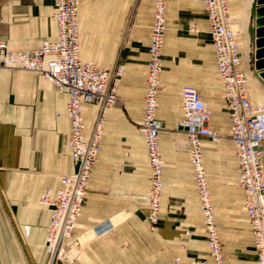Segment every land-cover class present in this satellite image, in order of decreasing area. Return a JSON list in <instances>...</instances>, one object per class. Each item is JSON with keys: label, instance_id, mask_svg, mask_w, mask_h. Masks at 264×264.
<instances>
[{"label": "crops", "instance_id": "obj_1", "mask_svg": "<svg viewBox=\"0 0 264 264\" xmlns=\"http://www.w3.org/2000/svg\"><path fill=\"white\" fill-rule=\"evenodd\" d=\"M228 1L231 14L240 19L244 30L241 54L242 66L251 76L249 98L253 87L264 98V80L255 68L254 56L256 9L264 4H257V0ZM153 3L80 0L81 59L107 69L122 61L125 70L117 92L125 103L138 93L143 105ZM53 12L54 0H0V41L12 50L39 47L44 39L57 34ZM169 16L172 24L182 21L197 25L207 68L200 70L196 79H163L160 112L173 129L182 117L181 90L185 85L198 87L212 111H217L216 105L225 110V137L217 142L205 139L203 153L223 245V264H257L203 1L169 0ZM66 102L67 94L38 73L0 66V202L9 224L6 234H0L1 264H44L50 209L39 203L40 195L46 188L56 189L61 175L76 168L66 144L70 130ZM82 109L88 134L97 106L86 103ZM129 115L127 107H111L108 112L101 151L74 233L77 256L70 264H211L199 197L188 178L184 180L185 172L192 174L189 157L186 162L179 158V148L186 143L180 146L175 135L162 137V208L156 228L151 229L147 218V150ZM262 150L264 163V143ZM106 220L112 228L95 233L96 225Z\"/></svg>", "mask_w": 264, "mask_h": 264}, {"label": "built area", "instance_id": "obj_2", "mask_svg": "<svg viewBox=\"0 0 264 264\" xmlns=\"http://www.w3.org/2000/svg\"><path fill=\"white\" fill-rule=\"evenodd\" d=\"M209 22L216 70L230 121L229 136L237 159V181L243 189V205L251 226L257 264H264V105L255 106L249 98V75L242 66V54L228 0H202ZM165 0H156L149 35L146 87L140 132L150 168L147 218L153 229L159 220L164 187V162L159 136L164 128L158 116V97L163 71ZM80 0H54L53 19L57 34L44 39L39 47L12 50L0 41V66L34 71L67 94L65 115L70 121L67 148L76 164L74 171L60 178L56 189L42 191L40 201L49 207L45 250L48 264L64 257L63 244L69 239L82 213L92 171L99 156L106 111L119 102L114 71L94 61H83L79 44ZM182 117L175 128L186 134L211 264H223V245L218 232L215 206L203 161L204 140L216 137L209 127L211 111L200 90L186 85L181 90ZM98 107L96 122L86 133L83 105ZM109 221L100 222L95 233L109 231Z\"/></svg>", "mask_w": 264, "mask_h": 264}, {"label": "rangeland", "instance_id": "obj_3", "mask_svg": "<svg viewBox=\"0 0 264 264\" xmlns=\"http://www.w3.org/2000/svg\"><path fill=\"white\" fill-rule=\"evenodd\" d=\"M155 4H156V0H154L153 6H152L151 20H150L149 32H148L147 38H149L151 28L153 25ZM232 16L234 18V28L236 27L235 30L237 32V39H238L239 47L241 51L243 49V43H244L243 34H242L244 30L241 29V21L240 19L237 18L235 13H233ZM164 17H165V34H164L163 55H162L163 71L161 74L160 89L162 88V85H163V79H166V78L167 79H196L200 73V70L204 71L207 68L206 52L203 46L204 44L202 41L201 32L199 31L197 25L195 23L193 24L183 23L182 21L179 23L172 24L170 20V16H169V0H165ZM143 30H146V29H143ZM190 30H192L193 32H190ZM148 42H149V39H148ZM147 48H148V45H147ZM95 63L98 64L97 62ZM111 69L114 71L113 79L116 80L117 83H119V80H121L122 75L125 70L124 63L121 61L117 63L115 67ZM146 69H147V64H146ZM145 76H146V70H145ZM249 79H251V76L249 77ZM189 86L195 87L196 89L200 90L198 87L194 85H189ZM248 87H249V84H248ZM253 89H254L253 93L252 92L250 93L251 100L254 103H257L258 105H262L264 103V98H262L261 94H259L256 87H253ZM117 90H118V85H117ZM138 90L139 89H137L136 92H138ZM135 95L137 96H135L129 103L123 102L118 95L119 102L115 106H112V107H123V108L127 107L130 113L128 118L132 120L135 131L141 134L139 128H140V123L142 121L141 114L143 111L142 109L143 105L141 103L140 96H138V93H136ZM158 104H159V99H158ZM206 105L211 111V117L209 119V127L212 128L216 134V137H214V139L213 138H207V139L211 141H215V142L221 141V139L225 137L224 135L226 134L225 130H226L227 122H228V118L225 115V110L223 109V107H221V105L219 106L216 105L215 108L217 111H212L211 109L212 106L208 104V102H206ZM158 109H159V106H158ZM109 110L110 108L106 111V114H105L103 132L101 136V145H102V140L105 134V127H106L107 115H108ZM226 111H227V107H226ZM97 112H98V107H97L96 114H95V117L92 123V127L94 126L96 122ZM158 116L163 120V124H164V128L161 131L160 136H159L160 151L162 154V158H163V145H164V141L162 139L163 135L165 137H168L170 135H175L178 141V144L180 146L182 145V143L183 144L184 142L186 143V145H184L185 146L184 148H181V147L179 148V158L181 161L186 162L189 157L188 156V141H187L186 134L180 130H177L175 126L173 129H171V126H169V124L167 123L165 116L161 114L160 109L158 112ZM101 145H100V151H101ZM100 151H99V154H100ZM184 174H185L184 180L186 181V179L188 178V181L190 182V184L194 185V180H193L191 171H190V174H188L187 172H185ZM39 203H41L40 199H39ZM198 206L200 209V202H198ZM200 212H201V209H200ZM7 225H9L8 217L0 202V234L2 235L6 234ZM155 228L156 227L153 226V229ZM74 233H75V230L72 236L64 242L63 244L64 257H62L61 261H59L58 263L70 264L72 261L75 260L77 256V245L74 239ZM48 261H49V258L46 254V257L44 259V264H48Z\"/></svg>", "mask_w": 264, "mask_h": 264}, {"label": "water", "instance_id": "obj_4", "mask_svg": "<svg viewBox=\"0 0 264 264\" xmlns=\"http://www.w3.org/2000/svg\"><path fill=\"white\" fill-rule=\"evenodd\" d=\"M257 4H264V0H257ZM255 29V68L259 71L260 77L264 80V6L256 9Z\"/></svg>", "mask_w": 264, "mask_h": 264}]
</instances>
